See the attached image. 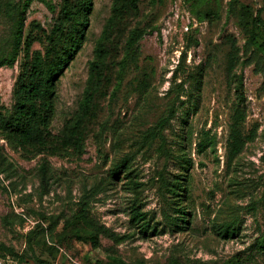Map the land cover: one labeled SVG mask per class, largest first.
Segmentation results:
<instances>
[{
  "label": "rangeland",
  "instance_id": "rangeland-1",
  "mask_svg": "<svg viewBox=\"0 0 264 264\" xmlns=\"http://www.w3.org/2000/svg\"><path fill=\"white\" fill-rule=\"evenodd\" d=\"M82 1L34 0L16 61L0 67V115L33 79L42 135L0 129V264H264V49L246 48L254 25L264 46V0H92L82 47L46 92ZM238 111L245 144L234 155ZM83 215L127 238L95 236Z\"/></svg>",
  "mask_w": 264,
  "mask_h": 264
},
{
  "label": "trees",
  "instance_id": "trees-1",
  "mask_svg": "<svg viewBox=\"0 0 264 264\" xmlns=\"http://www.w3.org/2000/svg\"><path fill=\"white\" fill-rule=\"evenodd\" d=\"M34 0H21L19 3H15L13 0H9L6 4L10 8V11L14 15V32H13V43L11 47V51L8 57H1L0 50V67L10 66L12 65L20 52L22 39H23V30L25 26V20L27 15V10L31 3ZM69 0H64L65 4H67ZM92 0H83L82 8L80 11V19L78 20L79 29H76L72 32L67 38L68 48L65 51V54L60 57V59L54 64L53 67H50L47 71V75L45 78V82L43 84V90L46 92L50 91L53 87V81L61 73L65 67L70 63L71 60L74 59L75 55L82 47V43L84 40V32L88 24V16L90 14V9L92 6ZM72 15V12L69 9H62V17H68ZM259 20L255 19L254 24L258 25ZM255 27V25H254ZM251 28L249 32V38L247 40L246 48L252 49L256 48L258 50H263L264 46L259 44L257 39L259 34L255 31V28ZM105 55L104 45L99 42L96 48V61L91 63L90 75L87 80L88 87L91 85L93 81V76L96 75L99 71V62L103 59ZM37 60H39L36 57ZM257 66V65H256ZM242 82L239 81L236 86V92L238 95L239 102H243V93H242ZM40 87L35 83L32 79L27 84L22 83L20 88L16 93V104L14 106L13 112L8 118H4L0 115V129L8 132H18L29 142L39 143L42 141V135L39 127V118H38V107L35 102L36 95L40 92ZM85 102L89 101V91L88 88L84 92ZM173 117L172 111L169 112L168 117L160 120L158 122V126L162 129L165 123ZM243 114L241 112H236L234 116V125L230 134L231 139V151L232 154H238L244 144L245 140L242 138L240 131L238 129L239 124L243 120ZM208 145L207 141H202L198 144V150L200 152L204 151ZM11 165V163H10ZM123 166L118 165L113 170V175L117 176L122 171ZM47 168L43 166L41 168L42 173L45 172ZM83 219L85 223L92 228V233L97 235H103L106 238L112 240L115 244L122 243L127 236L126 235H118L107 228L99 227L93 224L85 215H83ZM132 221H136L139 226V230L142 232H148L149 225L144 221L143 216L137 211H134L132 214ZM263 243H264V235H263ZM95 247L96 243L94 244ZM264 249V245L261 246ZM116 264H125L119 258L115 260ZM174 264V263H172ZM240 264V263H235Z\"/></svg>",
  "mask_w": 264,
  "mask_h": 264
}]
</instances>
